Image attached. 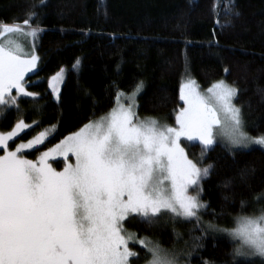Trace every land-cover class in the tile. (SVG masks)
I'll use <instances>...</instances> for the list:
<instances>
[{"label":"trees","instance_id":"trees-1","mask_svg":"<svg viewBox=\"0 0 264 264\" xmlns=\"http://www.w3.org/2000/svg\"><path fill=\"white\" fill-rule=\"evenodd\" d=\"M214 4L219 17L213 14ZM230 4L231 0H45L41 5L40 0H0V24H22L27 12L35 11L38 16L31 25L43 29L37 36L38 67L27 76L26 85L39 97L21 98L19 112L10 108L0 117V129H11L17 118L28 124L38 121V127L15 139L16 144L52 127L38 150L25 153L34 158L108 112L118 93L132 92L140 82L138 115L173 124L182 105L180 86L191 78L202 89L221 79L234 86L245 130L251 136L264 135V0H235L234 8ZM77 59L80 63L73 67ZM62 68L58 102L47 78ZM185 149L190 159L201 160L199 144L186 143ZM209 164L214 168L202 182L201 196L209 207L200 212L199 222L160 217L148 224L137 217L128 220L126 228L137 239L147 238L165 249L181 240L185 252L179 258L187 264H264V258H238L232 240L205 229V223L228 229L235 218L264 209V149L230 151L216 143L201 166ZM130 248L138 256L131 264H143L150 257L136 243Z\"/></svg>","mask_w":264,"mask_h":264},{"label":"snow or ice","instance_id":"snow-or-ice-1","mask_svg":"<svg viewBox=\"0 0 264 264\" xmlns=\"http://www.w3.org/2000/svg\"><path fill=\"white\" fill-rule=\"evenodd\" d=\"M213 14L219 17L216 4ZM37 16L29 11L22 24H0V116L12 107L19 112L22 97H39L27 90L25 80L40 59L34 40L43 29L31 25ZM17 34L33 38L31 52L10 38ZM79 63L77 59L73 67ZM63 73L61 69L48 80L58 102ZM142 88L140 82L124 97L127 104L118 93L106 116L83 125L36 160L27 159L25 152L38 150L51 135L48 129L14 149L10 142L38 127V121L19 119L10 131L0 132V264H131L138 256L130 242L151 255L147 264H176L175 255L147 238L134 239L124 224L137 217L151 224L164 215L199 222V213L209 207L201 200L202 182L214 168L201 166L206 153L218 138L247 148L264 146V135L253 137L245 130L242 109L234 103L238 90L223 79L204 93L191 78L182 83L184 106L176 112L175 126L138 117L136 96ZM181 138L200 143L199 162L189 159ZM52 153L63 158L61 171L49 162ZM73 157L75 163H68ZM260 199L256 197L257 203ZM236 224L231 230L211 223L207 227L239 239L236 255L245 254L246 246L248 254L264 257V209L258 216L238 218Z\"/></svg>","mask_w":264,"mask_h":264},{"label":"rangeland","instance_id":"rangeland-1","mask_svg":"<svg viewBox=\"0 0 264 264\" xmlns=\"http://www.w3.org/2000/svg\"><path fill=\"white\" fill-rule=\"evenodd\" d=\"M10 38L13 39L14 41H16V43H18V44L23 48V50H24L26 53L32 51V45H33V38H32V37L17 34V35H14V36L10 37ZM34 45H35V54L38 55L37 52H36V47H37V37H36L35 40H34ZM37 67H38V66H37ZM62 69H64V68H62ZM60 70H61V69H60ZM60 70H58L57 72H59ZM57 72H56V73H57ZM56 73H54L53 75H55ZM30 74H31V73H29L28 75H30ZM28 75H27V76H28ZM53 75H51L50 77L47 78V83H48V80H49ZM27 76H26V78H25V80H26V85H27ZM64 76H65V69H64V73H63V80H64ZM188 79H189V78H185V79H183V82H182V83L186 82ZM63 80H62V82H63ZM62 82H60V83L58 84L59 92H60V87H61ZM48 87H49V85H48ZM209 87H210V86H209ZM207 88H208V87H207ZM207 88L202 89V88L199 87V89H200V91H201L202 93L206 92V91H207ZM49 89H50V88H49ZM27 90H28V89H27ZM28 91H29V90H28ZM50 91H51V89H50ZM135 91H136V89L133 90L132 92H129V93H122L123 96L121 97L120 102H121V103H124V104H127L128 101H127L124 97H126V96H128V95H131V94H132L133 92H135ZM30 92H31V91H30ZM13 95H15V91H14V90H13ZM52 97H53L54 99H56L55 96L52 95ZM22 98H24V97H22ZM20 99H21V98H20ZM20 99H19V100H20ZM180 101H181V100H180ZM136 102H137V96H136ZM18 103H19V101H18ZM234 103H235V102H234ZM116 104H117V99H116L115 104H114L113 107H115ZM181 104H182L181 107H183L184 105H183V102H182V101H181ZM235 105H236V104H235ZM236 106H237V105H236ZM113 107H112V108H113ZM181 107H180V108H181ZM12 108H15V107H12ZM112 108H111V109H112ZM180 108H179V109H180ZM8 109H10V108H8ZM8 109H5V112H6ZM111 109H110L108 112H106V113H104L103 115H101V116L95 118V119L92 120V121H98V120H100L101 117L106 116V115L111 111ZM136 111H137V109H136ZM137 114H138V113H137ZM175 115H176V114H175ZM0 117H1V116H0ZM138 117H139L140 119H145V118H155V119L159 120L162 124H167V123L163 122L162 120H160V119L157 118V117H140L139 115H138ZM19 119H22V118H17V120H19ZM17 120L15 121V123L17 122ZM15 123H14V124H15ZM88 123H89V122H88ZM14 124H13V126H14ZM168 125L175 126V120H174V123H173V124H168ZM13 126H12V127H13ZM12 127H11V129H12ZM11 129H9V130H7V131H10ZM45 129H48L50 133H51L52 130H53L52 127L45 128ZM45 129H43L42 131H44ZM79 129H80V128H79ZM79 129H78V130H79ZM78 130H76L75 132H77ZM7 131H2V130L0 129V132H7ZM75 132H72V133L66 135L65 137L70 136L71 134H73V133H75ZM37 134H38V133H37ZM37 134L31 136L30 138H28V139L25 140V141H20V142H18V143H16V144H19V143H22V142L26 143L28 140H30V139H32L33 137H35ZM65 137H63L61 140H63ZM253 137H257V136H253ZM61 140H59L58 142H56V143L53 144L52 146L48 147L47 149H45V150L39 152V153L36 155V157H34V158H29V157H27L26 155H25V156H26V158L29 159V160H36V159L41 155V153L47 151L48 149L54 148L55 145H57ZM189 142H195V143H197V144L200 145V143H199L198 141H188V140L185 139V138H181V147H183V148L185 149V144H186V143H189ZM216 143H220V144L226 145V146L229 147V148H230V147H231V148H241V147H236V146H229V145H227V142H226V141H224V140H222V139H220V138L217 139V142H216ZM16 144H13L12 142H10V148H11V149H14L15 146H16ZM200 147H201V145H200ZM252 147H260V148L264 149V146H260V145H256V144L250 145L249 147H247V148H243V149H248V148H252ZM26 152H28V151H26ZM26 152H25V153H26ZM185 152H186V149H185ZM186 153H187V152H186ZM0 154H3V153L0 152ZM52 156L54 157V159H51L49 162L52 164L53 168H55L57 171H61V170L64 168V166H65V162H64L63 158L60 157V156H58L56 153H52ZM189 159H190V158H189ZM58 160H61V161H62L61 167H59V168H58L57 165H56V163L59 162ZM68 163H72V164H74V163H75V158L73 157L71 160L68 161ZM190 194H193V195H194L195 193H194V192H191ZM260 214H261V213H260ZM260 214H258V215H260ZM199 215H200V213H199ZM258 215H255V216H258ZM241 217H243V216H241ZM249 217H251V216H249ZM161 218H162L163 220H168V221H173V220H175V219H180V220H191V219H183V218H173V217H171V216H169V215L161 216ZM238 218H240V217L235 218V220L233 221V224L228 228L229 230H231V229H233V228H235V227L237 226L236 221H237ZM193 220H195V219L193 218ZM207 225H208V223H205V229H206L207 231H210V232H213V233H214V232H217V234H221V235L226 236L227 238H229L230 240H232V241L234 242V244H235V249L238 248V247H241V242L239 241V239H237V238H233V237L229 236V235H228L227 233H225V232H218V231H214L213 229H209V228L207 227ZM124 227H125V229L127 230L128 233L133 234L134 239H137V238L135 237L134 233L131 232L129 229L126 228L125 224H124ZM131 243H133V242H130V243H129V248H130V244H131ZM154 243H156V242H154ZM136 244H138V243H136ZM181 244H183V242H181V240H180V242H179V240H178L177 245H174L173 247H171V248H169V249H165V248H163V247H161V246H160V247L163 248V249H165V250H167L169 253L175 255V257H176V264H187V263H185L182 259L179 258V257H181L182 253L185 252V247H183V245H181ZM138 245H139V244H138ZM130 249H131V248H130ZM131 250H132V249H131ZM132 251H133V250H132ZM134 252H135V251H134ZM243 252H244L245 254H243V255H236V256H237L238 258H244V259L252 258V257H253V258H254V257L264 258V257H260L259 255H250V254H248V253L250 252V250L247 249L246 246L243 248ZM150 259H151V255H150V257L147 259V261H145L143 264H147V262H148Z\"/></svg>","mask_w":264,"mask_h":264}]
</instances>
